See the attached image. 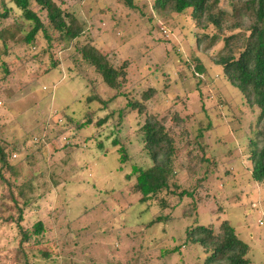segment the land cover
<instances>
[{
	"label": "rangeland",
	"instance_id": "rangeland-1",
	"mask_svg": "<svg viewBox=\"0 0 264 264\" xmlns=\"http://www.w3.org/2000/svg\"><path fill=\"white\" fill-rule=\"evenodd\" d=\"M7 1L13 11L0 23V136L13 168L3 176L13 185L0 170V264H205L187 230H218L225 220L250 244L252 263L264 264V182L252 178L251 162L260 109L215 62L226 37L251 31L202 29L192 9L178 14L159 0H55L83 24L81 46L90 41L125 68L118 94L57 33L50 41L40 32L27 44L30 23ZM243 1L220 0V9L230 17ZM214 35L221 39L207 50ZM148 114L177 138L171 183L193 198L168 191L141 202L132 171L150 164L139 133ZM115 139L128 146L131 162L121 163ZM190 158L202 160L193 178ZM12 190L31 231L23 246L18 225L6 220L19 212ZM160 215L171 218L152 225ZM38 221L42 234L33 232Z\"/></svg>",
	"mask_w": 264,
	"mask_h": 264
},
{
	"label": "trees",
	"instance_id": "trees-1",
	"mask_svg": "<svg viewBox=\"0 0 264 264\" xmlns=\"http://www.w3.org/2000/svg\"><path fill=\"white\" fill-rule=\"evenodd\" d=\"M133 6V0H127ZM14 6L21 11L25 20L30 23V30L25 35V42L32 44L40 32L52 41L51 33H57L58 38L69 45L80 49L81 58L103 77L105 83L113 90H119L125 83V68L114 66L107 55L102 53L90 41L81 46V38L85 28L74 13L62 8L55 0H11ZM165 6L169 4L172 12L178 14L185 13L186 10H193V17L202 29L210 25L218 28L219 33L226 27L230 29H243L251 31V34L242 38V34H232L225 38V46L215 57V62L221 65L228 79L237 86L245 95L249 105L260 109L259 122L262 126L257 131V137L252 140L253 153L252 178L258 182H264V0H245L235 5L234 14L228 17V12L220 9V0H159ZM8 1L2 0L0 7V23L2 19H8L11 16L12 7L7 6ZM5 7L4 11L1 10ZM163 10V9H162ZM168 12V11H167ZM167 12L162 11L163 15ZM45 15L47 21L42 17ZM201 34L197 37L198 44H201ZM243 41V47L238 49L236 42ZM206 41L207 37H203ZM221 39L220 35H214L210 38V45L206 47L209 50ZM153 92V90H151ZM133 110L143 113L141 105L130 103ZM174 121H182L177 114L173 117ZM99 122V121H98ZM103 123V122H100ZM91 120L79 124V131L84 127L91 125ZM143 148V157L150 160L146 167L133 165L132 174L136 175V188L142 194L141 202L147 203L162 193L172 191L174 199L182 201L185 198H193V192L186 188H180L178 183L172 185L171 181H176L177 171L175 167V158L177 145L175 138L167 129L166 122L153 114L146 116L145 122L140 126ZM82 132V131H81ZM0 136V170L1 177L9 184L10 180L3 176V171L10 172L11 167L8 154L2 146ZM114 144L120 146V161L122 164L131 162L133 157L130 151L121 140L115 139ZM123 144V145H122ZM202 166V160L194 161L189 159L186 164V170L192 178ZM129 178L131 175L129 174ZM197 179L200 184L203 182ZM180 189V190H179ZM11 200L19 209L18 216L13 214L6 217L7 221L16 222L22 235L21 245L28 242L31 237V231L23 225L24 210L19 204L13 190L10 193ZM178 200V201H179ZM175 205V204H174ZM174 207V206H173ZM170 216H158L151 223L165 222ZM45 231L44 223L38 221L34 225V233L42 234ZM188 237L196 245L200 246L206 262L205 264H253L249 254L251 246L241 238L237 229L230 221L225 220L219 226L218 230L203 225L196 224L187 230ZM176 251V250H175ZM25 264H29L26 262Z\"/></svg>",
	"mask_w": 264,
	"mask_h": 264
}]
</instances>
